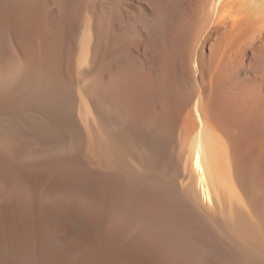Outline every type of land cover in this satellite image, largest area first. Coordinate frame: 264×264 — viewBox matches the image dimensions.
<instances>
[{
	"label": "bare ground",
	"instance_id": "1",
	"mask_svg": "<svg viewBox=\"0 0 264 264\" xmlns=\"http://www.w3.org/2000/svg\"><path fill=\"white\" fill-rule=\"evenodd\" d=\"M0 264H264V0H0Z\"/></svg>",
	"mask_w": 264,
	"mask_h": 264
}]
</instances>
